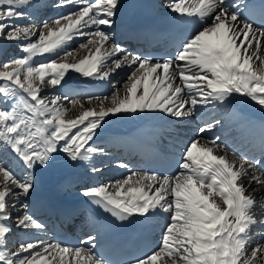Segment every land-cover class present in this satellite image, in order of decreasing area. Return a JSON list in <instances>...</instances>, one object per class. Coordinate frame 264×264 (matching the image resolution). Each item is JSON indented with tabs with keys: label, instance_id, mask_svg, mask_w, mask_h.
I'll return each mask as SVG.
<instances>
[{
	"label": "bare ground",
	"instance_id": "obj_1",
	"mask_svg": "<svg viewBox=\"0 0 264 264\" xmlns=\"http://www.w3.org/2000/svg\"><path fill=\"white\" fill-rule=\"evenodd\" d=\"M235 1L159 0L165 13L196 11L212 20L167 67L146 64L131 48L116 44L123 24L135 17L129 0H0V58L9 57L0 75L15 76L7 103L0 91V107L7 105L10 131L19 136H13V145L4 144L3 166L11 168L0 167V264H99L90 248L71 251L51 239L55 197L75 207L71 211L82 217L75 230L91 239L87 230L93 225L78 203L84 194L154 217L152 226L161 229L155 236L159 247L139 264H264V156L239 157L238 143L228 148L226 142L235 129L247 133L244 119L259 116V121L264 115V31L236 19ZM21 72L24 82L16 79ZM128 72L133 73L121 89L104 105L98 103L120 80L117 75ZM177 120H183L178 124L183 134L173 132L188 139L181 172L171 180L131 173L129 131ZM57 125L73 130L52 148L47 134ZM218 130L230 131L215 145L209 135ZM224 165L236 174L234 192L241 190L230 193L231 200L228 183L214 185L224 176L215 174L205 184L199 171ZM112 169H117L114 176ZM241 195L250 203L243 212ZM23 201L26 208L19 209ZM7 203L22 217L17 224L3 220ZM241 213L248 214L249 226L245 238L236 240L231 233L242 231L237 227ZM7 231L16 239L9 252L2 246Z\"/></svg>",
	"mask_w": 264,
	"mask_h": 264
},
{
	"label": "rangeland",
	"instance_id": "obj_2",
	"mask_svg": "<svg viewBox=\"0 0 264 264\" xmlns=\"http://www.w3.org/2000/svg\"><path fill=\"white\" fill-rule=\"evenodd\" d=\"M1 38H3V37H1ZM1 60H3V61H1ZM7 60H9V57H7V55H5L4 54V56H2L1 58H0V68H3V66H6L7 64H8V61ZM23 71V70H22ZM133 73V72H132ZM132 73H129L128 72V74L126 75H123V76H121V75H117V76H119L120 77V80H118V81H116L115 83H111L112 85L110 86V90L108 91V92H106V93H104L103 95V97L104 98H102V100H100L98 103H100V104H103L104 105V103H106L107 101H109L110 99H111V97L112 96H114L115 94H116V92H117V90H119V89H121V87L127 82V80H128V78L130 77V75L132 74ZM18 75H19V77H18ZM17 75V77H16V79H18V81L20 82H24V79L22 78L23 77V72H21V73H19ZM14 80H15V76L13 77H9L8 79H3V75H0V91H2L3 90V92L5 93V95L2 97L3 98V100H2V103H7L8 102V100H9V95L8 94H6V93H8V92H10V90L12 89V88H14ZM7 83V84H6ZM9 83V84H8ZM13 83V84H12ZM7 85V88H6V86L4 87L3 85ZM114 84V85H113ZM3 86V87H2ZM8 86L11 88V89H9L8 88ZM3 88V89H2ZM20 89H23V88H20ZM6 90V91H5ZM1 93V92H0ZM26 98H28V99H33V96L32 95H30V94H27V96H26ZM78 98V94L77 93H75V94H73V96H72V99L74 100V103H76V102H79L80 101V99L78 100L77 99ZM28 99H26V101L27 102H29L28 101ZM87 100V99H86ZM17 106H18V108L19 109H21L20 108V103L17 101ZM139 112V111H138ZM139 116V115H138ZM9 119H10V110L8 109V107H7V105H3V106H1L0 107V167L2 168V169H5V170H9L11 167H4L3 166V162L5 161V158H3L2 156H4V153L5 152H7V149H5V142L7 141V140H11L12 142H11V144L13 145V136L16 138V139H18L19 140V136L17 135V134H13L11 131H10V124H9ZM143 120H144V118H143ZM26 125H35V127H36V125H37V123H35V122H26ZM39 126V125H38ZM59 126V127H58ZM40 127V126H39ZM60 127H64V128H60ZM69 129V130H68ZM72 126L70 127L69 125H66V127H65V125H57L56 127H55V129H53V131H51L49 134H47V136H49L50 137V140L52 141V142H54V143H52L53 145H51V147L53 148V146H56L57 144L58 145H61V141H63L66 137H68L71 133H72ZM32 130H30V132H31ZM37 132H38V134L40 135L41 134V132H39L38 130H37ZM17 135V136H16ZM52 138V139H51ZM3 139H6L5 141H2ZM51 154H52V152L50 153V156H49V161H51V159H52V156H51ZM48 161V162H49ZM84 173H86V172H84ZM119 180V179H118ZM117 179L115 180H113V183H119V181H118ZM18 183L20 184V185H22V183L24 184V179H22V180H20V181H18ZM119 187V186H118ZM24 199V198H23ZM138 201H143L144 203H145V200H143V199H138ZM21 205L20 206H18V208L20 209V208H22V209H24V208H26V205H27V202L26 201H23L22 203H20ZM6 206H7V210H8V218L7 219H3V220H8L9 221V223L8 224H10V225H12V224H15L16 223V221H21L22 220V217H20V215H15L14 214V212H12L11 210H12V208L11 209H8V206H12V204L10 203H7L6 204ZM17 218H16V217ZM19 219V220H18ZM4 221H2V223H3ZM7 222V221H6ZM18 223V222H17ZM16 223V224H17ZM8 233H6L5 234V241L3 242V244H2V246H3V248L7 251V252H9L11 249H12V244L13 243H15V236L14 235H12L13 233H11L12 231H7ZM7 235V236H6ZM12 236L14 237V239L12 240V243H10V241L8 240L9 238H12ZM7 238V239H6ZM9 242H8V241ZM203 240V239H202ZM205 240H207V239H205ZM237 251H238V249H237ZM206 254H207V252H206Z\"/></svg>",
	"mask_w": 264,
	"mask_h": 264
}]
</instances>
